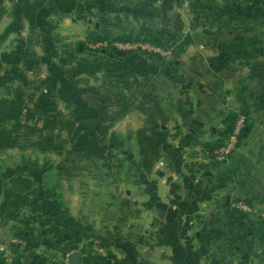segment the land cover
<instances>
[{
	"label": "rangeland",
	"instance_id": "obj_1",
	"mask_svg": "<svg viewBox=\"0 0 264 264\" xmlns=\"http://www.w3.org/2000/svg\"><path fill=\"white\" fill-rule=\"evenodd\" d=\"M27 1L33 7H38V4L46 6L52 0ZM185 1L189 3L187 7L184 4ZM204 1L207 0H154V2L149 0H53L51 4L53 3L54 9H57L60 14L68 11L71 19L61 25L62 34L54 38L56 40L55 50H52L54 54L50 61L64 58L81 44L80 51L84 53L83 55L75 53V64H80L81 59H88L89 61H85L84 64H89L93 71L89 77H83L85 81L82 80L81 74L78 75L80 95L73 101L62 95L55 100L41 97L40 93L45 86L43 81L49 76L46 65L39 62L44 61L42 49L23 50L25 61H23V56L22 61L18 62L19 65L13 67L11 61L3 59V55L10 51H4L7 49L4 46L0 48V98L11 99L22 95L27 103L23 123L36 129H42L41 136L28 137V141L34 143L31 149L24 151L13 149L0 154V177L10 173L25 174L31 169L36 173L40 172L41 176L46 171L47 177H50L54 183L53 177L58 165H63L66 171L74 174L69 181L62 180L59 183L62 196L70 207V210L63 209L57 216V222L61 228L54 226L52 221L47 219V224L40 229L36 228L34 232V237L37 235L39 239V248L31 250L26 248L23 240L13 237L9 227L0 226V248L3 247L10 253L20 249L27 251L26 261L30 258L29 254L34 252L35 255L43 256L46 264H53L56 259L61 261L60 263H65L70 250L79 252L80 257L81 254L88 255L89 260L86 264H119L118 257L122 254L118 251V244L125 245V251L130 254L129 248L138 244L133 237L146 236L152 216L144 211L136 210V205L133 207L130 205L131 202L136 201L140 206V203L145 200V197H135L136 189L133 183L138 182L141 190V185L150 184L160 188V186H170V184L173 186L179 180L172 174L176 164L173 162L155 164L152 176L142 170L135 133L138 127L145 124L147 116L144 118L136 113H128L124 118L112 124L105 138V143L110 146L109 157L103 162L96 160L80 162L77 146L82 141L98 134L100 122L109 123L108 116L116 110L113 99L117 93L124 94L129 106L144 98L145 84L138 80L136 71L140 70V66L149 59L170 62L214 61L218 40L224 46L231 41L226 31L227 28L220 32L217 27L218 23H222L220 21H224L223 18L228 19L229 17L211 14V10L212 12L214 10L210 8V4L205 5ZM11 3L10 11L13 12L16 8L13 2ZM242 3H245V0H242ZM203 6L207 7L205 12ZM176 15H179L186 24L181 32H175L172 29ZM228 16H231V20H239L240 23L235 27H240L238 29H242L243 35L257 36L260 45H264V19L261 18L260 21L257 19V22L251 20L244 24L242 21L246 17L234 16L231 13ZM250 17L254 18L253 15ZM232 28L234 29V26ZM249 28L254 29V32L243 30ZM89 35H99L103 41H89ZM186 36L191 37L193 44L191 47L184 45ZM28 45L31 48L32 44ZM114 49L125 54L124 58H107L106 55L112 54ZM258 51L256 49L251 51L249 56L246 55L248 58L246 61H258ZM16 52L20 54L22 51ZM50 54L46 53L48 57ZM123 61L127 69V78L119 76ZM119 62L121 64H118ZM53 64H56L58 69L62 67L59 61ZM62 68L64 69L62 73L66 76L68 68ZM34 89H36L35 92ZM56 113L71 120L77 128L71 136H67L66 131L60 133L59 138L55 140L57 153L42 146L43 136L51 133L56 138L60 132L56 126L52 130L49 129L50 126L45 129L47 122L55 123L53 117ZM239 116L237 115V119ZM105 119L107 120L104 121ZM84 120L93 121V125L91 127L82 125L81 127V121ZM151 122L152 120L149 119L148 123ZM173 123L172 126H174ZM221 123L223 126H220ZM221 123L217 121L213 126L223 130L226 126L223 121ZM171 125L169 124L167 128L169 133L174 131ZM151 128L152 125L149 129ZM241 145L242 141L238 147ZM210 157L208 160L215 168L231 158L224 162H216L212 156ZM81 171L88 176L76 177V173H81ZM150 181H155V183ZM80 191L84 193L83 200L81 194L79 195ZM235 202L236 200L232 201V206ZM223 204L224 201L221 204L216 202L208 204L193 219L191 229L195 236L206 226L208 230L219 228L221 233L218 238H212L202 245L195 242L200 247L204 259L203 264L220 262L221 264H237L245 249L256 251L262 248L264 251V243L258 241L257 236L252 237L247 234L250 231L249 227L242 229L227 227ZM81 205L86 208L82 207L83 210H79ZM39 213L44 214L45 211L40 210ZM82 213L86 215L87 221H91L90 224L84 219L81 221L76 219L82 217ZM124 216L128 219H123ZM154 216L159 218L156 212ZM261 222H264V216L260 218ZM131 223H134L133 229L128 226ZM60 229L65 232L62 239L54 240V237L60 233ZM138 242L140 248L137 251L142 255V259L149 257V261L153 264L170 263L169 254L167 251L163 252L160 247L161 243L155 241L153 246H158V248L154 249L150 246L148 250V242L145 240ZM56 243H59V248H48ZM12 261L9 263L20 264V262ZM26 261L23 264H28Z\"/></svg>",
	"mask_w": 264,
	"mask_h": 264
},
{
	"label": "crops",
	"instance_id": "obj_2",
	"mask_svg": "<svg viewBox=\"0 0 264 264\" xmlns=\"http://www.w3.org/2000/svg\"><path fill=\"white\" fill-rule=\"evenodd\" d=\"M149 1L154 2V0ZM215 1H204L205 5L210 4V8L214 10L209 12L215 15L230 18L228 14L231 13L238 17L252 15L264 17V0H248L238 4L236 9H228V6L234 5L233 0ZM11 2L16 8L13 12L10 11ZM51 2L46 6L38 4V7H33L27 0H0L2 7L0 8V48L4 46L7 48L4 51H10L3 55V59L11 61L13 67L22 61L23 50L42 49L44 61L39 62L46 65L49 76L43 81L45 86L40 93L41 97L55 100L62 95L73 101L80 95L78 75L81 74L82 80L85 81L83 77H89L93 71L89 64L74 63L70 66H62L68 68L64 76L62 73L64 69L62 67L58 69L56 64H53L60 58L50 61L54 54L52 50H55L54 38L62 34L61 25L71 19L68 11L60 14ZM184 4L187 7L189 3L185 1ZM206 8L203 6L204 12ZM28 44H32L31 48ZM227 48L218 40L214 61L170 62L149 59L140 66V70L136 71L138 80L145 84L143 96L157 103L162 111V117H158L153 110H149L146 115L138 111L130 114L136 113L144 118L147 116V123L145 122L138 129L150 128L152 125L151 130L160 145V160L156 164L176 163L172 174L179 180L173 186L170 184L160 188L150 184L141 185V190L138 182L133 183L136 189L135 197H145V200L140 206L136 201L131 202L130 205L132 207L136 205V210L148 213L152 219L145 237L138 238L137 235L133 237L138 244L129 248L130 254L125 251V245L118 244V251L122 254L118 257L119 264H153L149 261V257L142 259V255L137 251L140 248L138 242L140 240L148 242V250L155 241L161 243L163 252L167 251L169 254V264H203L204 259L200 247L195 243L196 236L191 228L198 212L204 206L215 202L221 204L224 201L228 206L232 205L233 200L246 201L252 209L249 223L253 232H250V235L256 233L260 218L264 216V85L260 92L261 82L264 84V45L261 46L258 41L257 46L251 50H259L258 61H246L248 59L246 55L249 56L251 51H247V54L244 53L240 58H225L224 50ZM16 51L22 52L19 54ZM46 53L51 54L48 57ZM166 67L169 69L168 74ZM33 91L35 92L36 89ZM241 109H245L244 118L252 124L251 130L231 158L215 168L205 157L202 144L217 138L216 133L219 129L213 126L214 123L217 121L221 123L230 115H240ZM149 119L152 120L150 124ZM172 123L174 126L171 125ZM169 124L174 128L173 133L167 131ZM220 126H223L222 123ZM78 158L80 162H86L81 154ZM76 174L79 178L88 176L84 171ZM12 176L30 178L34 182V187L40 192L45 187L40 172L36 173L31 169L25 174H5L0 177V200L2 187ZM150 182L155 183V181ZM57 193L59 195L57 201L48 199L45 204L57 205L56 207L61 211L70 210L68 202L62 196L63 193L61 191ZM80 194L83 200L84 193L80 191ZM82 207L86 208L81 205L79 210H83ZM155 212L159 218L154 216ZM76 219L80 221L84 219L89 224L91 222L87 221L84 213L82 217ZM123 219L128 218L124 216ZM14 225L8 222L4 228L9 227V231L13 234ZM128 226L133 229L134 223ZM26 255L27 251L21 249L10 253L1 247L0 264H13L9 263L12 260L23 264ZM29 255L30 258L26 261L28 264L35 253ZM87 256L81 254L80 264H86L89 260ZM36 261L43 264L44 257L37 254ZM60 262L56 259L53 264H66ZM237 264H264V251L262 248L256 251L245 249Z\"/></svg>",
	"mask_w": 264,
	"mask_h": 264
},
{
	"label": "trees",
	"instance_id": "obj_3",
	"mask_svg": "<svg viewBox=\"0 0 264 264\" xmlns=\"http://www.w3.org/2000/svg\"><path fill=\"white\" fill-rule=\"evenodd\" d=\"M248 0H245L247 2ZM244 2V1H243ZM234 5L228 6V9H236L238 4L242 3V0H234ZM212 14V13H211ZM219 16V15H217ZM264 19L258 15L253 17H246L242 23L251 22V20L257 22V19ZM222 23H218L217 27L220 30H225L230 37V42L226 44L228 47L224 50V57H237L240 58L248 50H253L257 46L258 37L246 36L241 33L242 29L240 27H235L239 22L237 19L231 20V18H223ZM260 21V20H259ZM241 23V24H242ZM231 26V28H230ZM234 26V29L232 28ZM230 28V29H229ZM247 32H254V29H243ZM89 41H103L102 37L99 35H89ZM192 44L191 37L186 36L184 40V45L189 46ZM115 50V49H114ZM75 53L83 55L84 51H80L79 47L75 48V51L67 54L64 58L59 59V64L61 66H70L76 62ZM99 53V52H98ZM107 58H121L123 59L125 54L115 50L112 54L106 55ZM87 62V61H86ZM111 63L110 61H107ZM80 64H84L85 60L81 59ZM118 64H121L120 62ZM125 62H122L120 67V77L127 78V69L124 67ZM118 71V70H117ZM118 81V77L116 78ZM123 90V89H122ZM114 102L116 105V110L108 116L109 123L100 122L98 128V134L94 137L88 138L85 141H82L77 147L81 157L86 161H105L109 157L110 146L105 143V138L108 134L109 129L112 127L113 123L118 122L120 119L124 118L128 113L135 110L140 112L143 115H146L149 110H153L158 117H162V111L155 101L150 98H142L141 101L133 105H128L127 99L123 93H117L114 97ZM27 106L26 100L22 95L16 96L14 98H0V154L7 150L17 149L24 151L31 149L34 146V143L28 141V137L38 135L41 136L42 129H36L23 123L24 112ZM106 111L104 110V114ZM107 116V115H106ZM55 123L47 122L45 129L49 128L52 130L54 126L58 128V136L55 138L51 133L43 136V147L49 151H56L55 140L59 138V135L62 131L67 132V136H71L72 132L76 130L75 123L71 120H67L63 115L56 113L54 114ZM105 119L104 121H106ZM237 120V115H230L223 120V124L226 126L225 129H221L216 133V139L212 142L202 144V150L205 154V157L211 158L212 151L219 147L225 138L232 132L234 124ZM81 127H83L81 125ZM252 124L247 121L245 118V126L239 137L240 140L246 138L250 132ZM48 129V130H49ZM136 146L138 150V156L141 160V168L147 175L152 173L154 165L160 160V145L157 143L155 135L152 130L147 127L139 128L135 133ZM56 173L53 179V183L50 177H47V174L44 172L42 174V181L44 182V189L42 192L37 190L34 187V182L28 177L22 176H12L7 179L6 184L2 187V195L0 200V226H5L8 222L15 224L12 227L13 236L23 240L26 244L27 249L37 250L39 248V239L37 235L34 237V232L37 229H40L43 225L47 224V219L51 220L54 226L60 227V224L57 222V216L60 214L61 209L52 205H47L45 202L50 199L57 201L59 195L57 191H61V185L59 184L62 180L69 181L71 173L66 171L63 165H58L56 168ZM1 174V171H0ZM237 201V200H236ZM239 201V200H238ZM243 201V200H241ZM248 206H250L246 201H243ZM44 210V214H40L39 211ZM224 210V219L227 223V227H236L238 229L249 227L247 234L249 236L250 232H253L249 223V213H244L239 209L234 208L231 204L226 206L223 204ZM46 219V221L44 220ZM264 222L259 223L257 226L256 233L252 237H258V241L264 243ZM235 228V229H236ZM84 229V228H83ZM60 229V233L54 237V240L62 239L64 231ZM220 229H207V226L204 227L199 234L196 236V241L202 245V243L209 241L212 238H218L221 234ZM247 235V236H248ZM236 240V238H235ZM234 240V241H235ZM48 242V241H47ZM69 244V242H68ZM59 243L49 249L57 248ZM70 245H68L69 247ZM59 248V247H58ZM73 250H70V253ZM46 259H44L45 263ZM19 264V263H14ZM34 264H39L36 261ZM216 264H221L216 263Z\"/></svg>",
	"mask_w": 264,
	"mask_h": 264
},
{
	"label": "built area",
	"instance_id": "obj_4",
	"mask_svg": "<svg viewBox=\"0 0 264 264\" xmlns=\"http://www.w3.org/2000/svg\"><path fill=\"white\" fill-rule=\"evenodd\" d=\"M245 126V118L243 116H239L236 120L232 132L228 135V137L223 141V143L215 148L212 151L211 156L213 157V160L216 162H224L227 159H229L239 148L238 145L240 144L239 137L241 135L242 130ZM233 207L236 209H239L240 211L244 213L251 214L252 209L250 206H248L243 201L239 200L236 201L233 204Z\"/></svg>",
	"mask_w": 264,
	"mask_h": 264
},
{
	"label": "water",
	"instance_id": "obj_5",
	"mask_svg": "<svg viewBox=\"0 0 264 264\" xmlns=\"http://www.w3.org/2000/svg\"><path fill=\"white\" fill-rule=\"evenodd\" d=\"M183 27H184L183 21L180 19L179 15H176L174 20H173L172 29L175 32H181ZM81 48H82V45L79 44V50H81ZM168 72H169V69L166 67V74H168ZM263 85H264L263 82H261V84H260V92L263 89ZM244 111H245V109H241L240 115L243 116V117H246V113ZM81 125H84V126H87V127H91L93 125V121L84 120V121H81ZM36 259H37V255H35L32 258L30 264H34ZM80 261H81L80 253L77 252V251L69 253L67 255V257H66V264H80Z\"/></svg>",
	"mask_w": 264,
	"mask_h": 264
}]
</instances>
